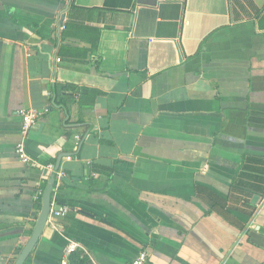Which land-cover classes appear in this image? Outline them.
<instances>
[{
    "label": "crops",
    "instance_id": "obj_1",
    "mask_svg": "<svg viewBox=\"0 0 264 264\" xmlns=\"http://www.w3.org/2000/svg\"><path fill=\"white\" fill-rule=\"evenodd\" d=\"M72 1L0 0V264L62 154L24 264H264V0Z\"/></svg>",
    "mask_w": 264,
    "mask_h": 264
},
{
    "label": "built area",
    "instance_id": "obj_2",
    "mask_svg": "<svg viewBox=\"0 0 264 264\" xmlns=\"http://www.w3.org/2000/svg\"><path fill=\"white\" fill-rule=\"evenodd\" d=\"M18 115L21 119V127H20V140L16 143L14 147L15 155L20 163L29 167V168H38L40 167L39 163L31 158L25 149L24 141L27 138L30 130L34 127L39 117L38 112L33 109H20L18 111ZM50 170L52 169L51 166L47 167ZM69 212L68 207L66 206H56L53 207L51 205L50 213L48 220L51 218H60ZM71 248H67V251H71ZM148 254L145 250H141L135 258H133L127 264H147Z\"/></svg>",
    "mask_w": 264,
    "mask_h": 264
},
{
    "label": "water",
    "instance_id": "obj_3",
    "mask_svg": "<svg viewBox=\"0 0 264 264\" xmlns=\"http://www.w3.org/2000/svg\"><path fill=\"white\" fill-rule=\"evenodd\" d=\"M71 3V0H67L66 4H65V8L61 11V14L59 16V20H58V28L60 29V27L62 26V21L64 19V13L65 11L68 9L69 5ZM69 154H62L59 155L57 157V160L55 162L54 168H53V173L50 175L49 179L47 180L44 190L41 194V199H40V211L38 214V217L36 219L35 225L32 229V232L30 234V237L28 239V241L25 243V245L23 246V248L21 249V251L19 252L14 264H24L29 256V254L31 253V251L33 250L34 246L36 245L44 227L46 222L48 221V217H49V213H50V209H51V191L53 189V184H54V180H55V172H57L58 168H59V163L61 158L63 157H69ZM256 201V197L253 198L254 202Z\"/></svg>",
    "mask_w": 264,
    "mask_h": 264
},
{
    "label": "trees",
    "instance_id": "obj_4",
    "mask_svg": "<svg viewBox=\"0 0 264 264\" xmlns=\"http://www.w3.org/2000/svg\"><path fill=\"white\" fill-rule=\"evenodd\" d=\"M73 7H74V6H73V1H72L71 4H70V8H73ZM66 27H67V26H65V28H66ZM68 87H70V86H68ZM44 185H45V184L42 185V188H44ZM263 193H264V191H263L261 194H263ZM39 208H40V199H39L38 202H37V208H36V209L39 210ZM74 259H75L76 261H74ZM75 263H76V264H83L81 260H78V258H75V257L72 256V257L70 258V264H75Z\"/></svg>",
    "mask_w": 264,
    "mask_h": 264
}]
</instances>
